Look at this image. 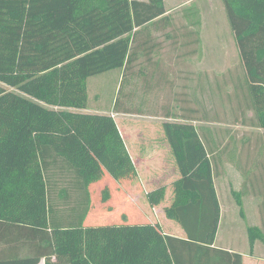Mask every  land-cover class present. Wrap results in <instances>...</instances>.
I'll list each match as a JSON object with an SVG mask.
<instances>
[{
    "label": "trees",
    "instance_id": "1",
    "mask_svg": "<svg viewBox=\"0 0 264 264\" xmlns=\"http://www.w3.org/2000/svg\"><path fill=\"white\" fill-rule=\"evenodd\" d=\"M222 3L243 66L252 123L264 129V0ZM165 13L163 0H0V82L16 89L0 85V264H38L42 258L44 264H243L241 252L214 244L221 218L215 172L190 122L196 120L190 106L180 107L181 113L165 111L173 121L162 124L180 174L166 215L183 236L161 234L147 223L84 225L90 184L104 170L118 180L135 169L110 113L75 116L67 109L86 108L89 76L115 68L126 72L140 54L157 50L153 32L171 25ZM180 32L174 48L186 50L198 41L197 29ZM143 86L152 87L145 76ZM117 104L112 111L123 113ZM81 124L91 134L88 143ZM69 173L82 200L67 226L53 218L49 184ZM243 193L232 190L240 207ZM101 194L108 200L107 187ZM164 194L160 187L147 197L156 202ZM247 236L250 248L264 241L255 225L247 227ZM21 249L27 253L14 252Z\"/></svg>",
    "mask_w": 264,
    "mask_h": 264
},
{
    "label": "rangeland",
    "instance_id": "2",
    "mask_svg": "<svg viewBox=\"0 0 264 264\" xmlns=\"http://www.w3.org/2000/svg\"><path fill=\"white\" fill-rule=\"evenodd\" d=\"M175 3L180 5L170 13L174 28L168 30V34L171 31L175 34L177 31L184 32L186 28L178 27L187 24L194 25L192 29L198 27L199 31L198 57L185 67L192 74L180 71L182 75L178 77L176 83L179 84L176 86L160 83L146 93L143 86V54H140L131 70L125 72L115 68L89 76L86 80V108L67 109L70 115L75 116L83 113L92 117L109 112L118 124L122 121L126 125L124 130L131 137L128 138V146L135 171L130 176L114 179L118 183L112 187L107 182L109 173L103 172L100 182L90 186L92 203L84 225L147 223L156 225L164 233L174 234L176 229L183 233L178 223L166 215V208L173 206L176 175L172 169V160L174 163L175 160L162 124L167 120L173 121L164 118L165 111L181 113L180 107L190 106L196 110L193 114L196 120L191 123L210 152L215 188L223 208L215 242L218 246L245 252V264H252L253 261L264 264V241H257L250 248L247 236L248 226H258L264 232V129L252 123L254 112L246 97L244 70L235 38L222 0H167L166 5L171 7ZM157 35L162 36V33ZM158 39L162 44L161 50H168L166 38ZM160 79L163 81L166 77L160 76ZM152 82L148 78V83ZM182 84L188 85L184 92L188 102L176 104L173 99L170 102V98L177 97L173 92L183 90ZM0 85L16 90L2 81ZM116 101L118 109L123 111L117 115L113 112ZM81 127L82 131L78 128L81 137L88 143L91 134L84 131L87 126L81 124ZM144 136L150 139L146 143ZM153 144L162 148L161 158L169 165L165 171L158 166L160 169L157 171L143 172V152ZM167 175L168 179H165ZM72 176L71 173L64 179L56 176L49 184V203L57 224L67 225L80 210L78 203L82 200V193L73 186ZM152 176L158 179L155 186H166L161 201L149 202L147 197L146 191L151 188L149 185L145 188L143 181H152ZM104 186L109 197L114 189L119 196L103 201L101 191ZM232 190L244 191L241 207L237 205Z\"/></svg>",
    "mask_w": 264,
    "mask_h": 264
},
{
    "label": "crops",
    "instance_id": "3",
    "mask_svg": "<svg viewBox=\"0 0 264 264\" xmlns=\"http://www.w3.org/2000/svg\"><path fill=\"white\" fill-rule=\"evenodd\" d=\"M141 1H146V0H141ZM163 2H164L165 10H166L165 14H170V13L174 12L176 10V8L180 5L178 3H175L174 5H171V7H168L166 5L167 0H163ZM195 24L197 25V21L195 22ZM193 26L194 25L187 24V25H181V27H178V28H184L185 27V28H187V30H192ZM171 28H174L172 22H171V25L168 26V27H165V29L153 32L152 36L157 42H160V46L157 48V50H155V51H153L151 53H143V76H145L146 78H151L153 80V82L150 84L152 87H149V88L145 87L144 88V92H146V93H150L151 91H153L155 89L154 86L160 85V83H162L163 85H170V86L175 84V86H176L177 84H179V83H176V81L177 80L179 81L178 77L182 75L181 72H184L187 75L188 74H192L191 73L192 71L186 70L185 67H186V65L190 64V61H192V60H194V59H196L198 57V46H199V43H200V38L198 37V41L197 42L192 41L189 44V46L186 48V50L180 51V50L174 48V46H175V43L177 45L179 43V41L182 39V34L180 32H178V31H177L176 34L172 33V31H171L170 34H168L169 33L168 30H171ZM196 28L198 30V27H196ZM166 30H167V33H165ZM193 30H196V29H193ZM159 32L162 33V36L157 35V33H159ZM162 37H163V39L166 38V40L168 41V50H166V51L163 50V48L161 50V45L162 44H161V41L158 38H162ZM176 40H177V42H176ZM235 43H236V41H235ZM238 54H239V52H238ZM121 69H123V68H121ZM160 76H164V77H166V79L162 81L160 79ZM187 87H188V85L186 86L185 84H182L181 89H183V90H181L180 92H178V91L177 92L175 91V93L173 92V94H175V96H177V97H175V98H170L169 97L170 98L169 101L172 102V99H173V102L176 101V104H177L178 102H181L180 100L185 101V99H186V102H188L189 98L187 97V93H184L185 90L187 89ZM169 91L171 92V89H169ZM181 92L186 94L185 98L183 97L184 95H180L181 98H178L179 97V93H181ZM149 99H150V96L148 97V100ZM171 106H173V105H171ZM107 113H109V112H107ZM117 114L118 113H116V115ZM164 118H167V119H170V120L172 119V118H168V117H164ZM115 122H116V126H117V128L119 130L120 137L123 140V145H124V147L126 149L127 155L130 158V160H131L132 159V155L130 153V148L128 146V141H129L128 138H131V137L124 130V129H126V125L124 123H122V121H120L119 124L117 123L116 120H115ZM190 122H193V121H190ZM143 140H145L144 142L146 143L147 140H150V139L144 136ZM162 152H163L162 148H160V146L157 145V144H153L151 147L147 148L143 152V172L157 171L158 169H160V168H158V166L162 167L161 168L162 171L166 170V167L169 165V163L165 162V160H163L161 158ZM172 162H173L172 163L173 164L172 169H173V171H175L176 179H178L180 177V175L178 173L177 166H176V164L174 163L173 160H172ZM164 178L168 179V175L166 177H164ZM107 180H108L107 182H109L111 187L115 186V184L118 183V181H115L114 178H112L111 176ZM151 180L152 181H149V180L145 181V182L143 181V184H144L145 188L148 185L151 188V189H149L148 192L146 191L147 194L152 192V191H154L155 189L160 188V187H164L166 189V186L164 184H162L160 186L158 184L157 186H155L156 183H157L156 181H158L156 176H152ZM98 182H100V181H98ZM98 182H95V184H98ZM92 184H90V185H92ZM214 185H215V181H214ZM215 187H216V185H215ZM115 190L116 189H114L110 193V197L109 198H113L115 196H119V194H117V192H115ZM216 192H217V197H218V200H219V195H218L217 188H216ZM120 196H122V194H120ZM219 204H220V210H221V216H222L223 215V208H222V204H221L220 200H219ZM160 232H161V234H164V232H162L161 230H160ZM173 233L175 235H178V236H183V233H181L179 231V229H176V231H174ZM256 242L254 243L253 247L256 245ZM214 244L216 246H218L216 242H214ZM219 247L225 248V249H228V250L236 251V250H234L232 248H229V247H226V246H224V247L223 246H219ZM14 252L19 254V255H24V254L27 253L26 249H24V250L21 249V250L14 251ZM242 254H243V258H246L245 252H242ZM42 263L44 264V259L43 258L40 260V262L38 264H42ZM244 264H245V260H244ZM252 264H263V263L262 262L261 263H256L255 261H253Z\"/></svg>",
    "mask_w": 264,
    "mask_h": 264
}]
</instances>
